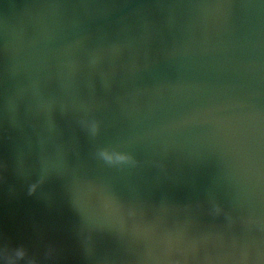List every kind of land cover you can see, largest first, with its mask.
<instances>
[{"label":"water","instance_id":"95a60500","mask_svg":"<svg viewBox=\"0 0 264 264\" xmlns=\"http://www.w3.org/2000/svg\"><path fill=\"white\" fill-rule=\"evenodd\" d=\"M6 245L264 264V0H0Z\"/></svg>","mask_w":264,"mask_h":264},{"label":"clouds","instance_id":"9594fccd","mask_svg":"<svg viewBox=\"0 0 264 264\" xmlns=\"http://www.w3.org/2000/svg\"><path fill=\"white\" fill-rule=\"evenodd\" d=\"M110 159V157H108ZM36 186L33 185L32 191H35ZM4 259L6 264H18V261L25 260L28 256L27 251L23 248L14 250L13 253L9 252L8 246L4 248ZM27 264H36L34 259H27Z\"/></svg>","mask_w":264,"mask_h":264},{"label":"snow or ice","instance_id":"6c2138e0","mask_svg":"<svg viewBox=\"0 0 264 264\" xmlns=\"http://www.w3.org/2000/svg\"><path fill=\"white\" fill-rule=\"evenodd\" d=\"M110 159H111V157H110Z\"/></svg>","mask_w":264,"mask_h":264}]
</instances>
